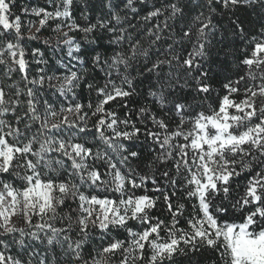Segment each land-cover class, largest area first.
Segmentation results:
<instances>
[{"label": "snow or ice", "instance_id": "snow-or-ice-1", "mask_svg": "<svg viewBox=\"0 0 264 264\" xmlns=\"http://www.w3.org/2000/svg\"><path fill=\"white\" fill-rule=\"evenodd\" d=\"M13 2L0 0V65L6 66L9 79L11 73L19 72L24 87L10 84L6 91L0 86V264H25L8 249L12 243L24 248L26 238L47 245L43 255L35 249L28 252L27 264H33L34 257L37 264H48L47 253L56 246L63 260L53 256L52 264H176L177 257L197 252L201 245L215 249L222 264H264V103L256 102L257 97L264 100V24L256 34H249L243 22L234 18L240 7L259 6L264 12V0H200L195 15L186 12L180 0H161L139 17L145 22L142 31L133 20L139 16L137 5L149 0H101L107 13L83 26L73 18L74 0H49L53 11L23 8L25 15L40 18L36 33L49 20L63 21L52 29L57 33L56 44L66 46L67 57L79 65L85 63L78 55L82 45L69 32L83 33L88 44L97 42L93 33L98 30L108 34L111 55L96 52L91 58L93 68L104 73L105 83L86 84L97 96L95 105H87L90 114L80 103L61 104L57 109L44 101L43 110L37 107L39 90L46 84L65 98L69 93L74 97L84 76L72 69L62 76L49 75L40 67L30 77L24 41L39 37L22 31L21 16L12 12ZM218 9L220 15L228 16L230 35L244 42L242 51L247 54L239 64L246 71L223 84L225 94L215 107L209 103L207 110H196L193 103L172 97L169 90L191 87L193 102H208L213 89L205 64L218 33L213 15ZM160 17L162 22L149 24ZM178 20L181 26L176 34ZM35 26L29 20L28 33ZM165 32L171 42L161 44ZM44 43L51 46L49 40ZM31 57L37 65L47 64L38 48L31 49ZM145 75L156 84L149 95L161 107L170 105L179 118L174 129L147 107L136 114L143 128L132 120L131 111L120 119L106 107L133 96L134 80ZM246 79L252 85L241 88ZM241 91L243 99H235L234 94ZM22 104L26 110L21 113ZM121 106L128 108L127 103ZM90 116L96 117L91 128ZM146 119L153 127L147 126ZM93 129L94 139L106 146L103 150L77 138V133ZM141 136L159 148L156 161H172L175 177L183 173L181 187L192 201L187 228L179 226L185 205L172 201L177 179L165 169L160 172L161 184L131 164L140 155L135 142ZM244 172L249 175L241 185L237 178ZM149 181L150 190L160 197L136 194L137 189L147 191ZM161 197L168 223L152 214ZM66 205L68 211H62ZM236 212L242 213L238 220L230 216ZM17 217L25 227L17 226ZM129 221L140 227H129ZM112 229H123L127 235L104 243ZM97 234L101 243L86 250Z\"/></svg>", "mask_w": 264, "mask_h": 264}, {"label": "trees", "instance_id": "trees-1", "mask_svg": "<svg viewBox=\"0 0 264 264\" xmlns=\"http://www.w3.org/2000/svg\"><path fill=\"white\" fill-rule=\"evenodd\" d=\"M59 2V0H57ZM200 2V0H180V3L185 6L186 12H191L192 15H195L196 11L200 9H196V3ZM161 0H149L146 5L138 4L137 7L139 9V16L133 20V23H138L141 27L138 31L143 30L144 21L140 20L139 17L143 16L149 11L153 4L159 6ZM45 8L48 11H53L54 7L52 4L49 3V0H14L12 5V12L15 15H20L22 18V31L25 32L26 35H30L35 33L39 39L31 40V41H24L26 49L28 51L27 59L30 62V69L29 74L30 77H34L37 75V69L40 67L46 68L49 75L53 72L58 75L62 76L67 74L69 69L76 70L83 74L84 79L80 82V86L75 89V96L73 97L71 93L68 94V98L61 96L55 89L49 88L47 84L43 89L39 90L38 93V103L37 107L40 110H43L44 101H48L59 108L61 104L68 105L70 103H80L85 105V111H88L89 114L91 110L87 108L89 103L95 105L97 101V96L95 91L89 90L86 87L88 82H92L97 86H103L105 83L104 73L99 69H94L92 65V56L96 52H100L102 54L111 55V50L107 44L108 34L106 32L97 31L93 33V37L96 38L97 42L95 44H88L84 42L83 33L72 31L69 32V35L74 37L75 40L81 43L82 48L81 52L78 55H81L85 61L83 65H79L76 61L70 60L67 55L66 51L67 48L64 45L57 46L56 44V36L57 33L52 31L53 28L56 27L57 24L63 23L61 20H49L48 23L40 30L39 33H36V28L40 27L38 24L39 17L34 15L28 14L25 15L22 11L23 8H28L31 10L32 8ZM107 9L103 7L101 0H74L73 5V18L76 23L80 24L81 26L85 25L88 22L95 23L96 19L101 16L102 14L107 13ZM214 20L218 25V33L213 41V45L211 47V55L208 62L205 64V69L209 72V82L212 85V93L208 97V102L203 104L199 102H193V95L194 92L189 88H181L177 86L175 90H169L170 95L172 97L178 98L182 101H188L193 103V108L196 110H207L209 107V103L215 107L218 101V97L223 96L225 94V90L223 88V84L226 83L229 79L235 80L241 75H245V66L239 64V61L243 58L244 53L242 48L244 46V42L241 41L239 38L230 35V24L228 16H222L219 14V9L217 13L213 14ZM231 15V14H229ZM87 17V19L85 18ZM235 17H238L242 22L243 26L245 27L246 32L249 34H256L261 24H264V12L261 11L259 6H252V7H240L235 12ZM31 20L35 22V27L32 28L31 33L27 31V22ZM163 17L158 19H154L153 21L149 22H162ZM171 23V22H170ZM181 26V22L178 20L176 21V34L179 33V29ZM64 31H68L67 28L63 29ZM135 35V33H134ZM164 39H162L161 44H167L171 41L167 39L169 33L165 32L162 34ZM49 40L50 45L45 44L44 41ZM187 48L188 45H185ZM38 48L40 52L43 53L42 59L47 61L46 65H37L35 61L31 57V49ZM39 58V57H38ZM59 61V62H58ZM66 65V67H65ZM75 65V67H73ZM6 66L0 65V86H5L6 91L9 89L7 85L14 84L20 88L24 87V82L21 80V75L19 72L11 73V79L5 75ZM260 81L257 80L255 83H259ZM119 83V81H117ZM252 81L245 80L241 84V88L244 87L245 84L251 86ZM192 82L189 81V85L191 86ZM135 85V94L131 97L126 98L125 101L116 100L111 102L110 104L106 105V107L112 111H115L120 119L125 117V114L129 111L132 113V120L136 121L137 126L143 128V125L136 120V114L138 113L141 107H147L151 114L156 115L158 118L165 120V122L169 125L170 129H174L176 124L179 123V118L171 113V106L165 105L161 107L160 104L156 103L152 96L149 95L151 90H155L156 84L153 77L150 75H145L143 78H138L134 80ZM31 87V85H29ZM234 98L239 100L243 99V92L234 94ZM21 100H25L26 97L21 96ZM257 104L264 103L260 97L256 98ZM122 103H127L128 108H124L121 106ZM26 110V104H22L21 107L18 109V112H23ZM7 119H11V116L6 117ZM96 117L90 116L88 119V127L91 128ZM145 123L148 127H153L150 120H145ZM121 129L124 128L123 125L119 126ZM185 127L187 128L188 125L186 124ZM111 135V133H107ZM77 138L80 142H86L88 147L92 148H100L103 150L106 146L99 141L98 139H94V129L88 133H77ZM127 143V142H125ZM135 150H137L140 155L131 161L133 167H136L137 170L141 174H148L149 176H155V178L161 181V184H164L162 177L160 176V172L167 169L170 175L175 177V169L172 167V161H168L167 163H160L156 161V156L160 151L158 147L152 144V141L141 136L138 141L135 142ZM151 165V167H150ZM97 167L100 168L101 171H104V166L101 163H97ZM182 175L181 177H175L177 179V189L176 195L172 196V201L174 204L183 203L185 205L184 216L180 217V227L187 228L186 224V217H188L192 213V201H189L185 197V192L182 190ZM249 173L244 172L240 177L237 178L239 183L243 185L244 179L248 176ZM19 184V181L16 182ZM235 186V182H234ZM145 189H137L136 194H147L153 197H160V193L151 191V183L145 186ZM169 195H171V189L168 190ZM103 195V193H101ZM68 203H71L70 201ZM74 207V205H73ZM62 211H68L67 205L62 209ZM152 214L154 216H158L161 220H164L165 223L169 222V213L165 209V205L163 202L162 197L157 200V206L153 209ZM75 216V213H72ZM242 213H230L231 218L237 219ZM59 226V223H57ZM129 227L134 229H138L140 226L135 221H129ZM19 227V226H18ZM18 236V234H16ZM75 232H73V237L75 238ZM127 233L123 229H112L109 236L104 239V243H107L108 240L111 239H124ZM163 235V233H161ZM11 242V237L6 238ZM101 243V238L99 234L93 236L89 243L86 245V250H91L96 248ZM47 248L46 244H42L36 241H31L26 238V245L24 248H20L18 245L12 243L11 247L8 251L14 255L22 258L27 264L29 260L28 252L35 249L37 252H40L42 255L44 254V250ZM48 264H52V257L55 256L59 258L62 262L63 254L61 249L56 246L53 250L48 251ZM33 264H37L38 258H32ZM176 264H222L220 256L218 252L213 249L209 248L205 245H201L199 251L197 252H190L187 256H179L176 258Z\"/></svg>", "mask_w": 264, "mask_h": 264}, {"label": "rangeland", "instance_id": "rangeland-1", "mask_svg": "<svg viewBox=\"0 0 264 264\" xmlns=\"http://www.w3.org/2000/svg\"><path fill=\"white\" fill-rule=\"evenodd\" d=\"M14 221L16 222L17 226H19V227H25L22 218H19V217L14 218Z\"/></svg>", "mask_w": 264, "mask_h": 264}]
</instances>
